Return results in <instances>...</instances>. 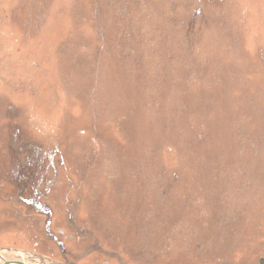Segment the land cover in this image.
I'll return each instance as SVG.
<instances>
[{"label":"rangeland","instance_id":"1","mask_svg":"<svg viewBox=\"0 0 264 264\" xmlns=\"http://www.w3.org/2000/svg\"><path fill=\"white\" fill-rule=\"evenodd\" d=\"M0 264H264V0H0Z\"/></svg>","mask_w":264,"mask_h":264},{"label":"water","instance_id":"2","mask_svg":"<svg viewBox=\"0 0 264 264\" xmlns=\"http://www.w3.org/2000/svg\"><path fill=\"white\" fill-rule=\"evenodd\" d=\"M13 262H5V264H12ZM19 264V263H18Z\"/></svg>","mask_w":264,"mask_h":264},{"label":"bare ground","instance_id":"3","mask_svg":"<svg viewBox=\"0 0 264 264\" xmlns=\"http://www.w3.org/2000/svg\"><path fill=\"white\" fill-rule=\"evenodd\" d=\"M0 255H1V254H0ZM5 262H7V261H5ZM5 262H4L3 264H5ZM1 264H2V263H1ZM12 264H16V263L13 262Z\"/></svg>","mask_w":264,"mask_h":264}]
</instances>
